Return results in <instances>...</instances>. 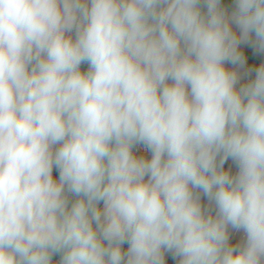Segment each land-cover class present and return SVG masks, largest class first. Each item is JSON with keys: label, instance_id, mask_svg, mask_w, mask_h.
Wrapping results in <instances>:
<instances>
[{"label": "clouds", "instance_id": "obj_1", "mask_svg": "<svg viewBox=\"0 0 264 264\" xmlns=\"http://www.w3.org/2000/svg\"><path fill=\"white\" fill-rule=\"evenodd\" d=\"M241 45L264 0H0V264H264Z\"/></svg>", "mask_w": 264, "mask_h": 264}, {"label": "crops", "instance_id": "obj_2", "mask_svg": "<svg viewBox=\"0 0 264 264\" xmlns=\"http://www.w3.org/2000/svg\"><path fill=\"white\" fill-rule=\"evenodd\" d=\"M202 11H206V9H204L202 7ZM229 13L231 11L227 10ZM233 29L234 31H237L238 32V29L235 28V26L233 25ZM241 49L244 51L245 55H246V68L249 66V65H252V66H256L258 67L261 63H264V54H261V53H258L256 52L253 48L247 46V45H241L240 46ZM226 67H228L229 69H232L234 66L232 65H226ZM82 68L86 70L87 68V65H82ZM238 71H241L239 69H237ZM255 75L254 71L248 75V76H243L242 75V78L240 80V84L237 85V87H239L241 84H244V83H247L249 80L252 79V76ZM137 151V150H136ZM138 153V152H137ZM145 155H150V154H145ZM227 168H231L233 172L236 171V167L235 165L233 164V162L231 160H229L227 163H226V169ZM54 177L58 179V172H56V170L54 169ZM201 202L202 204L207 207L208 206V201L205 197H203L202 195V199H201ZM215 214L214 210H213V215ZM230 231V230H229ZM230 243H238L236 241H234L232 238H230ZM127 247H125V250H126ZM165 260H166V264H178V261L173 259L172 255L169 254V253H166L165 254Z\"/></svg>", "mask_w": 264, "mask_h": 264}, {"label": "built area", "instance_id": "obj_3", "mask_svg": "<svg viewBox=\"0 0 264 264\" xmlns=\"http://www.w3.org/2000/svg\"><path fill=\"white\" fill-rule=\"evenodd\" d=\"M137 152H138V154H148L147 150L144 149L143 147L138 148ZM230 236L234 241H236L238 243H243V241H244L243 233H233L232 230L230 229Z\"/></svg>", "mask_w": 264, "mask_h": 264}, {"label": "trees", "instance_id": "obj_4", "mask_svg": "<svg viewBox=\"0 0 264 264\" xmlns=\"http://www.w3.org/2000/svg\"><path fill=\"white\" fill-rule=\"evenodd\" d=\"M222 5L225 6L227 10L232 11L234 7V0H222ZM253 78L254 75L252 76V79ZM225 168H226V164H225ZM123 247L125 248L127 247V245L125 244Z\"/></svg>", "mask_w": 264, "mask_h": 264}, {"label": "rangeland", "instance_id": "obj_5", "mask_svg": "<svg viewBox=\"0 0 264 264\" xmlns=\"http://www.w3.org/2000/svg\"><path fill=\"white\" fill-rule=\"evenodd\" d=\"M59 259H60L59 255H54L53 256V264H58Z\"/></svg>", "mask_w": 264, "mask_h": 264}]
</instances>
